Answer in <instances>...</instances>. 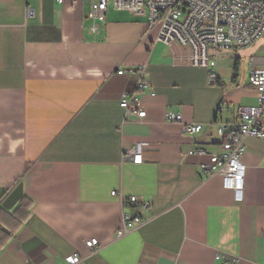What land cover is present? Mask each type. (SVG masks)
Masks as SVG:
<instances>
[{
  "label": "crops",
  "instance_id": "crops-1",
  "mask_svg": "<svg viewBox=\"0 0 264 264\" xmlns=\"http://www.w3.org/2000/svg\"><path fill=\"white\" fill-rule=\"evenodd\" d=\"M91 2L0 0V264H66L76 252L84 264H264V140H246L240 201L221 175L202 174L221 149L217 124L257 103L252 61L244 76L239 56L218 51L222 85L210 86L187 48L158 40L146 10H111L91 33ZM263 55L254 50L257 66ZM141 76L151 88L139 119L120 102ZM170 110L202 130L184 132ZM137 144L143 161L125 159ZM130 196L145 222L118 239Z\"/></svg>",
  "mask_w": 264,
  "mask_h": 264
},
{
  "label": "built area",
  "instance_id": "built-area-1",
  "mask_svg": "<svg viewBox=\"0 0 264 264\" xmlns=\"http://www.w3.org/2000/svg\"><path fill=\"white\" fill-rule=\"evenodd\" d=\"M58 2L63 3L64 0ZM111 10H127L134 14L146 10L149 26L158 28V40L169 46L178 44L187 48L189 61L209 70L207 82L210 86L222 85L216 72L220 59L218 51L247 48L264 37V0H92L88 13L91 33L100 32ZM261 59L264 63V55ZM251 61L248 81L257 91V103L238 107L235 120L217 124V134L223 138L221 149L211 154L209 161L202 166V174L206 177L221 175L224 186L234 191L238 201L242 199L244 187L245 167L242 158L247 149L246 140H264V66H257V57H252ZM122 72L119 71V74ZM150 88V81L141 76L135 90L123 94L120 106L129 116L139 119L146 116L141 96ZM228 109L227 103L222 101L217 113ZM165 115L167 121L182 124L186 133L196 134L202 130L201 124L183 122L180 113L170 110ZM144 148V144L128 148L124 158L142 162ZM204 153V148L189 151V154ZM112 195L122 196L116 191ZM138 204V196L128 198L122 223L116 233L118 239L144 224L142 215L129 210ZM149 206L148 202L142 204L144 208ZM85 244L90 254L100 249L96 238L87 240ZM216 260H222V256L217 255ZM84 261L85 257L79 252L65 258L66 264H84Z\"/></svg>",
  "mask_w": 264,
  "mask_h": 264
},
{
  "label": "rangeland",
  "instance_id": "rangeland-1",
  "mask_svg": "<svg viewBox=\"0 0 264 264\" xmlns=\"http://www.w3.org/2000/svg\"><path fill=\"white\" fill-rule=\"evenodd\" d=\"M264 47V37L257 40L252 46L247 48H235L231 49V52L235 54V56H239L241 58L240 63V73L241 75H246L250 64V58L254 54V50L260 49Z\"/></svg>",
  "mask_w": 264,
  "mask_h": 264
},
{
  "label": "water",
  "instance_id": "water-1",
  "mask_svg": "<svg viewBox=\"0 0 264 264\" xmlns=\"http://www.w3.org/2000/svg\"><path fill=\"white\" fill-rule=\"evenodd\" d=\"M23 195V184H18L13 191L7 196L3 202V207L6 209H12L14 205L21 199Z\"/></svg>",
  "mask_w": 264,
  "mask_h": 264
},
{
  "label": "trees",
  "instance_id": "trees-1",
  "mask_svg": "<svg viewBox=\"0 0 264 264\" xmlns=\"http://www.w3.org/2000/svg\"><path fill=\"white\" fill-rule=\"evenodd\" d=\"M234 70H235V73H236V75H235V77H236L237 76V72L239 71V61L238 60L236 61Z\"/></svg>",
  "mask_w": 264,
  "mask_h": 264
}]
</instances>
